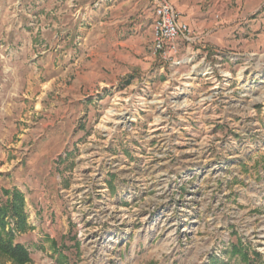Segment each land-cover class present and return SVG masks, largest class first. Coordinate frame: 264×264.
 Instances as JSON below:
<instances>
[{
  "label": "rangeland",
  "instance_id": "rangeland-1",
  "mask_svg": "<svg viewBox=\"0 0 264 264\" xmlns=\"http://www.w3.org/2000/svg\"><path fill=\"white\" fill-rule=\"evenodd\" d=\"M98 2L0 0V196L24 193L26 264H264V0L205 5L223 44L171 62L147 0Z\"/></svg>",
  "mask_w": 264,
  "mask_h": 264
},
{
  "label": "crops",
  "instance_id": "crops-1",
  "mask_svg": "<svg viewBox=\"0 0 264 264\" xmlns=\"http://www.w3.org/2000/svg\"><path fill=\"white\" fill-rule=\"evenodd\" d=\"M170 1L178 13V21L186 23L189 26L190 30L193 32V35L197 34L198 36H201L203 38L206 37L207 42H209V44L212 46L223 44V41H221L220 38L226 32L224 29H220L216 24L221 21L225 22L224 20H226V16H223V18L220 21H218L217 19L220 17L219 14H216L214 18L217 19H211L209 18L210 17L209 13L203 11L202 8L205 5H212L216 7V10L219 13V10L223 6L227 5V2L228 3L232 2V0H170ZM147 2L151 12L149 30H150V40H151L150 45H152L151 25L154 18V14L149 0H147ZM97 6L99 7H97V9L95 10V16L98 13L107 14L108 12L107 8H109V6L111 5L109 2H104V0H100V2L97 3ZM229 18L231 17H228L227 19ZM99 24L101 25L102 22H99ZM122 28L123 27L120 28L117 27V29L115 30L108 29L101 34L100 39H102L103 41L106 40L108 46H111L112 48L116 49L123 43L122 40H118V38H120L119 36H122L123 34ZM211 31H213V33L209 35ZM109 38H113V39L110 40ZM178 50L179 51L176 56L178 58H180L185 54H188V52H192V49H186L181 46H179Z\"/></svg>",
  "mask_w": 264,
  "mask_h": 264
},
{
  "label": "trees",
  "instance_id": "trees-1",
  "mask_svg": "<svg viewBox=\"0 0 264 264\" xmlns=\"http://www.w3.org/2000/svg\"><path fill=\"white\" fill-rule=\"evenodd\" d=\"M0 196V254L16 264L30 261L28 249L17 241L19 234L31 229L25 212V196L18 188L1 189ZM245 253L236 249L233 253Z\"/></svg>",
  "mask_w": 264,
  "mask_h": 264
},
{
  "label": "built area",
  "instance_id": "built-area-1",
  "mask_svg": "<svg viewBox=\"0 0 264 264\" xmlns=\"http://www.w3.org/2000/svg\"><path fill=\"white\" fill-rule=\"evenodd\" d=\"M154 18L151 25L152 52L164 61H173L178 54V40L192 41L193 32L178 21V13L170 0H149Z\"/></svg>",
  "mask_w": 264,
  "mask_h": 264
}]
</instances>
